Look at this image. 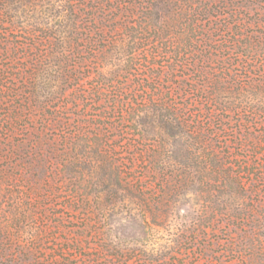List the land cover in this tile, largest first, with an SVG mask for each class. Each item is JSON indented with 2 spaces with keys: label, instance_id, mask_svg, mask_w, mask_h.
<instances>
[{
  "label": "trees",
  "instance_id": "16d2710c",
  "mask_svg": "<svg viewBox=\"0 0 264 264\" xmlns=\"http://www.w3.org/2000/svg\"><path fill=\"white\" fill-rule=\"evenodd\" d=\"M0 264H264V0H0Z\"/></svg>",
  "mask_w": 264,
  "mask_h": 264
},
{
  "label": "rangeland",
  "instance_id": "374dc122",
  "mask_svg": "<svg viewBox=\"0 0 264 264\" xmlns=\"http://www.w3.org/2000/svg\"><path fill=\"white\" fill-rule=\"evenodd\" d=\"M180 213L183 214V215H190L191 214V207L188 204L187 205L186 204H182L180 206ZM133 234L137 236L139 234V232L137 233V230L134 228L131 231V235H133ZM208 247L210 249H213V250L216 248V246H212L211 244H208ZM196 252H198V251H196ZM191 256H192V254H191ZM203 261H204V259L201 258L200 259V263H204Z\"/></svg>",
  "mask_w": 264,
  "mask_h": 264
}]
</instances>
